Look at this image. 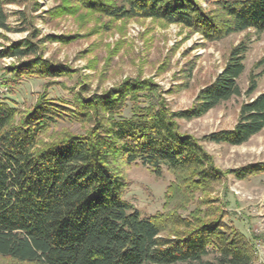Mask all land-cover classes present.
Returning a JSON list of instances; mask_svg holds the SVG:
<instances>
[{"label": "trees", "instance_id": "trees-1", "mask_svg": "<svg viewBox=\"0 0 264 264\" xmlns=\"http://www.w3.org/2000/svg\"><path fill=\"white\" fill-rule=\"evenodd\" d=\"M75 1L115 20L180 25L210 42L248 30L264 32V0ZM202 3L214 8L204 9ZM0 29H6L1 9ZM246 52V44L235 46L189 109L172 111L154 85L126 81L75 104L74 117L93 123L87 134L44 145L40 137L67 112L43 100L16 122L17 110L0 98V257L17 264H201L207 257L213 264H253L244 237L215 206L216 213L197 207L184 216L171 208L176 199L206 192L224 177L202 144L241 146L264 129V93L241 105L230 130L197 140L182 133L178 123L199 119L241 95ZM36 54L24 40L1 50L0 58L19 62ZM255 70L259 73L250 74L247 96L264 76V55ZM11 74L56 77L40 59L16 64ZM132 164L156 177L164 170L174 177L164 213L142 217L125 198L120 169ZM231 174L239 180L264 174V163Z\"/></svg>", "mask_w": 264, "mask_h": 264}, {"label": "rangeland", "instance_id": "rangeland-1", "mask_svg": "<svg viewBox=\"0 0 264 264\" xmlns=\"http://www.w3.org/2000/svg\"><path fill=\"white\" fill-rule=\"evenodd\" d=\"M202 7L214 8L205 3ZM0 9L6 16V29H0V51L24 40L37 48L35 57L19 62L0 58V98L17 110L16 122L43 100L67 112L40 137L39 145L87 134L93 123L74 117L75 104L126 81L154 85L172 111L189 109L240 43L247 45L245 70L238 81L241 95L199 119L179 121L180 130L197 140L230 130L237 123L241 105L264 93L261 76L256 91L251 96L245 94L250 74L259 73L254 65L264 55V32L248 30L210 42L188 28L161 20L111 19L75 0H0ZM33 59H40L56 77L11 74V67ZM128 115L127 110L123 116ZM202 146L224 177L206 192L176 199L171 208L184 216L197 207L211 212L215 206L219 217L244 237L254 255L253 264H264V174L244 180L231 174L264 163V129L241 146ZM120 170L127 182L125 198L142 217L165 212L166 191L174 178L171 173L164 170L156 177L140 164L121 166ZM212 259L204 258L201 264H213ZM0 264L17 263L0 257Z\"/></svg>", "mask_w": 264, "mask_h": 264}]
</instances>
